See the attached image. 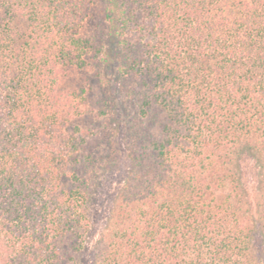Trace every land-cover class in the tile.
Wrapping results in <instances>:
<instances>
[{"label": "trees", "instance_id": "trees-1", "mask_svg": "<svg viewBox=\"0 0 264 264\" xmlns=\"http://www.w3.org/2000/svg\"><path fill=\"white\" fill-rule=\"evenodd\" d=\"M0 264H264V0H0Z\"/></svg>", "mask_w": 264, "mask_h": 264}, {"label": "rangeland", "instance_id": "rangeland-1", "mask_svg": "<svg viewBox=\"0 0 264 264\" xmlns=\"http://www.w3.org/2000/svg\"><path fill=\"white\" fill-rule=\"evenodd\" d=\"M75 79L78 84H84L86 81L84 80L85 76L83 74H78ZM122 137L123 135L120 133L117 138V143H121ZM108 174L109 175L105 176V179H103L97 196V215L94 218V230L96 234L106 225L107 216L111 208L112 197L123 185L125 167L121 165L118 171L112 169ZM96 234L94 233V236Z\"/></svg>", "mask_w": 264, "mask_h": 264}]
</instances>
